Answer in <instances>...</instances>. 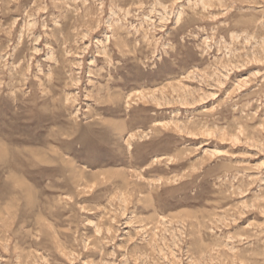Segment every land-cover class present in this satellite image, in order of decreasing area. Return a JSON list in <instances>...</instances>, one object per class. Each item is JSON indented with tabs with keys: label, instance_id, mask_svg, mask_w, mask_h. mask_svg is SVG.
<instances>
[{
	"label": "rangeland",
	"instance_id": "obj_1",
	"mask_svg": "<svg viewBox=\"0 0 264 264\" xmlns=\"http://www.w3.org/2000/svg\"><path fill=\"white\" fill-rule=\"evenodd\" d=\"M0 264H264V0H0Z\"/></svg>",
	"mask_w": 264,
	"mask_h": 264
}]
</instances>
